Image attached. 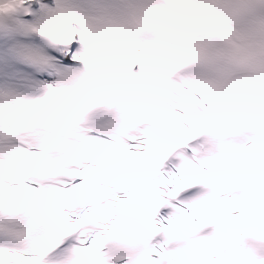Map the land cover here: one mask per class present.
<instances>
[{"label":"snow or ice","instance_id":"1","mask_svg":"<svg viewBox=\"0 0 264 264\" xmlns=\"http://www.w3.org/2000/svg\"><path fill=\"white\" fill-rule=\"evenodd\" d=\"M0 264H264V0H0Z\"/></svg>","mask_w":264,"mask_h":264}]
</instances>
